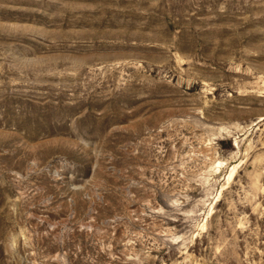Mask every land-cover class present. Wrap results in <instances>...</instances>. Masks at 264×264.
Wrapping results in <instances>:
<instances>
[{
	"label": "rangeland",
	"instance_id": "374dc122",
	"mask_svg": "<svg viewBox=\"0 0 264 264\" xmlns=\"http://www.w3.org/2000/svg\"><path fill=\"white\" fill-rule=\"evenodd\" d=\"M0 264H264V0H0Z\"/></svg>",
	"mask_w": 264,
	"mask_h": 264
}]
</instances>
